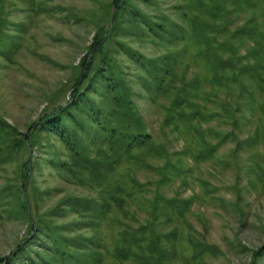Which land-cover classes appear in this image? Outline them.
Masks as SVG:
<instances>
[{
    "label": "rangeland",
    "instance_id": "374dc122",
    "mask_svg": "<svg viewBox=\"0 0 264 264\" xmlns=\"http://www.w3.org/2000/svg\"><path fill=\"white\" fill-rule=\"evenodd\" d=\"M1 120L0 257L43 216L76 264H264V0H0Z\"/></svg>",
    "mask_w": 264,
    "mask_h": 264
},
{
    "label": "trees",
    "instance_id": "16d2710c",
    "mask_svg": "<svg viewBox=\"0 0 264 264\" xmlns=\"http://www.w3.org/2000/svg\"><path fill=\"white\" fill-rule=\"evenodd\" d=\"M127 5H128L127 3H124V4L121 3L120 8H122L123 11H128V10H126ZM99 47H101V46H99ZM107 68L108 67L106 65V68H104L102 71H105ZM84 80H86L85 84L87 86L89 84L88 89H86V87H84V86L76 87L74 89V92H73V96H74V98L72 99L73 103H71V105L66 106L65 108H63V107L59 108L52 115V117L46 118L45 121H43L42 123L39 124L40 128H41V126H43L42 127L43 129H45V126H48V129H47L48 133L50 132V133L56 134L57 137L59 139H61L63 141V143L66 142V144H68V146H71V143H72V141L70 139L75 140L74 139L75 138L74 137L75 132L81 131L79 129L77 130L74 127L70 128L71 123L73 121H75L73 123V125L75 123L78 125H82L81 123H84V121L82 120V116L83 115L88 116V114L85 113L84 107L80 106L81 102L83 101L82 97H84L85 99L89 98L90 101H96V99H97V97L93 94L97 91L96 85H93V82H91L90 79H84ZM83 88H85L84 93L80 92V90H82ZM84 101L86 103H89L86 100H84ZM102 104L106 105L107 103L105 101H103ZM76 111L78 113H75ZM96 114L97 113L95 112V115ZM91 120H92V122H97L98 118L97 119H91ZM92 122H91V124H93ZM0 127H2L0 134L5 136V138H8V134H9V136H14L15 135L14 133H16L15 129L13 127L6 125L5 122L2 120L0 121ZM31 130L32 129H30V132H28V134H26V139L31 140V138H32ZM35 131H37V130H35ZM35 131L33 130L32 132H35ZM105 131L108 132L107 126L105 128ZM109 132H112V131L109 130ZM135 135H137L136 136L137 139H141V137H142L141 134H138V133H136ZM33 136H35V134H33ZM110 138H113V136ZM0 141H2L1 138H0ZM106 141H107V138H106ZM112 142H114V141L107 142L108 148L109 147L114 148L112 145ZM125 144L128 145V143H125ZM21 146L22 145H20L19 147L17 145H12L9 148V149H11V151L8 150V152H6L7 155L12 156L13 152L15 150L17 151L18 149H20ZM98 148H100V146H98ZM114 150H115L114 153L111 152L110 154L107 155L108 157H110V161L115 157V152H118V150L120 151L121 149L116 148ZM102 158H103V156H102ZM73 161L76 165H78L82 168V171H83V169L86 168L84 163L81 160L74 159ZM18 175H19V177L21 176L20 180L22 182V174H18ZM23 178H26V176H24ZM7 185L6 186L8 187V190L11 192V194L14 197V200L18 204V202L20 201V198H21L18 195V191L20 192L22 188H20L15 183L9 182V183H7ZM23 185H24V180H23V183H21V187ZM103 201L105 203L109 202L106 200H103ZM17 206L18 207H16V209L18 211H20V205H17ZM21 207H23L24 209H27V206H26V203L24 200H23V202L21 201ZM33 221H34V225L36 226V230H35L36 233L34 234V236L31 237L30 239H28L27 241H23L21 239L17 243V247L15 248V250H13L10 255L5 256V257H0V264H64V260L66 258V255H68V258H70L69 259L70 261L68 260V262H70V264H76L73 262H75L77 260V258H78L77 252L80 250V249H76V247H78L81 244V241H83L82 239H84L83 237L85 235L82 234L83 236L76 237V236H71L70 234H66L65 230L67 231V229H62V225L59 224L58 226L60 227V230H58V228H56L54 223H53L55 221L51 220V218H49V220H48L45 217L41 216L38 219H33ZM29 222H31V220ZM21 241H23V242L20 243ZM99 241H101V238ZM33 244L34 245L38 244L39 249L32 247ZM129 246H131V245L129 244ZM132 246H133V244H132ZM42 249L48 254L49 259H45L44 257L41 256L42 253L40 251H42ZM97 250L100 251V248L98 247ZM71 261H73V262H71Z\"/></svg>",
    "mask_w": 264,
    "mask_h": 264
}]
</instances>
